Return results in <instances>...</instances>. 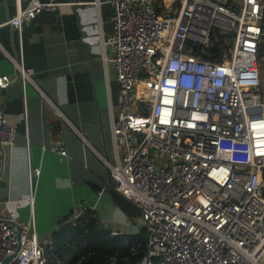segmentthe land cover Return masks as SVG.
Returning a JSON list of instances; mask_svg holds the SVG:
<instances>
[{
	"label": "built area",
	"instance_id": "1",
	"mask_svg": "<svg viewBox=\"0 0 264 264\" xmlns=\"http://www.w3.org/2000/svg\"><path fill=\"white\" fill-rule=\"evenodd\" d=\"M33 1L0 29L21 30L60 5ZM108 2L115 14L105 61L115 69L120 103L107 185L141 211L144 264H264V0ZM218 30L231 34L222 59L196 54L210 49ZM15 64L25 87L31 74ZM13 82L0 75V182L6 148L16 141L1 105ZM29 174L32 184L31 161ZM4 203L0 196V264L9 257L8 264H64L55 245L38 238L34 215L9 217ZM86 212L76 210L74 224Z\"/></svg>",
	"mask_w": 264,
	"mask_h": 264
},
{
	"label": "crops",
	"instance_id": "2",
	"mask_svg": "<svg viewBox=\"0 0 264 264\" xmlns=\"http://www.w3.org/2000/svg\"><path fill=\"white\" fill-rule=\"evenodd\" d=\"M57 1V9L44 10L21 30L0 29V75L14 79L1 105L16 129L0 182L3 212L26 222L33 214L42 243H53L52 236L74 224L75 211L83 208L103 229L137 234L143 227L139 207L107 185V161L116 162L112 123L120 103L115 69L105 61L112 56L105 41L114 7L108 0ZM33 2L0 0V23ZM16 61L33 79L25 87Z\"/></svg>",
	"mask_w": 264,
	"mask_h": 264
},
{
	"label": "trees",
	"instance_id": "3",
	"mask_svg": "<svg viewBox=\"0 0 264 264\" xmlns=\"http://www.w3.org/2000/svg\"><path fill=\"white\" fill-rule=\"evenodd\" d=\"M218 39L205 53L196 49L206 59L221 60L224 54L226 33L217 31ZM264 43V41H263ZM262 44V43H261ZM260 56L263 49L260 46ZM92 212L75 224L62 227L52 236L56 254L64 264H138L147 253V229L143 226L137 234L113 233L98 226Z\"/></svg>",
	"mask_w": 264,
	"mask_h": 264
},
{
	"label": "rangeland",
	"instance_id": "4",
	"mask_svg": "<svg viewBox=\"0 0 264 264\" xmlns=\"http://www.w3.org/2000/svg\"><path fill=\"white\" fill-rule=\"evenodd\" d=\"M225 43H230L231 41V34H227V36L225 37ZM261 47L263 49V53H264V43L262 42L261 44ZM259 53H260V49H259ZM258 59H259V66H260V69H261V72H262V78L264 80V54L262 56H258ZM138 264H144L143 261L141 263H138Z\"/></svg>",
	"mask_w": 264,
	"mask_h": 264
},
{
	"label": "water",
	"instance_id": "5",
	"mask_svg": "<svg viewBox=\"0 0 264 264\" xmlns=\"http://www.w3.org/2000/svg\"><path fill=\"white\" fill-rule=\"evenodd\" d=\"M12 258H13V257H9V258H7V259L4 261L3 264H8Z\"/></svg>",
	"mask_w": 264,
	"mask_h": 264
}]
</instances>
